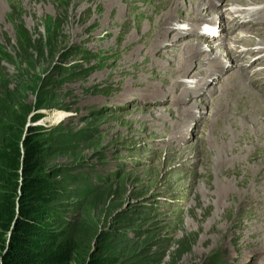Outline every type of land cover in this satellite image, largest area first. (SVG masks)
Returning <instances> with one entry per match:
<instances>
[{
	"label": "rangeland",
	"instance_id": "rangeland-1",
	"mask_svg": "<svg viewBox=\"0 0 264 264\" xmlns=\"http://www.w3.org/2000/svg\"><path fill=\"white\" fill-rule=\"evenodd\" d=\"M190 2L199 8L213 2L222 14L221 30L232 26V17L259 24L225 28L220 42L199 33L201 22L189 12L183 21ZM218 2L177 0V10L165 0H0V89L16 95L22 109L39 105L30 114L39 116L34 123L41 134L85 135L48 162L90 180L97 190L69 199L80 201L72 207L85 235L74 264L97 248L99 257L122 263L264 264V103L247 98L238 85L227 87L219 102L213 91L236 71L248 75L244 85L264 95V64L247 66L256 54H242L264 53V0ZM163 14L168 17L159 19ZM200 14L210 25L218 15L207 9ZM165 24L190 32L182 41L187 47L164 43L167 48L153 56L158 62L167 58L166 65L139 74L122 59L133 39L141 40L139 31L145 35ZM168 37L173 40L172 33ZM194 41H201V49L187 72L168 68L178 65L177 54L191 52ZM207 55H218L219 67L209 66ZM228 55L236 60L232 65ZM221 67H228L221 78L207 82L206 74L198 82L205 95L194 91L181 103L180 92L193 88L195 73ZM173 82L179 98L168 103ZM145 88L160 91L162 100L148 102ZM176 121L184 123L172 136L164 127ZM219 152L224 157L217 162Z\"/></svg>",
	"mask_w": 264,
	"mask_h": 264
},
{
	"label": "trees",
	"instance_id": "trees-1",
	"mask_svg": "<svg viewBox=\"0 0 264 264\" xmlns=\"http://www.w3.org/2000/svg\"><path fill=\"white\" fill-rule=\"evenodd\" d=\"M56 67L62 69L59 62ZM11 93L0 89V264H74L85 235L72 207H80V201L69 199L87 198L97 190L90 180L48 162L85 135L41 134L34 123L39 116L30 114L39 105L22 109ZM101 254L99 248L91 250L82 264H144Z\"/></svg>",
	"mask_w": 264,
	"mask_h": 264
},
{
	"label": "bare ground",
	"instance_id": "bare-ground-1",
	"mask_svg": "<svg viewBox=\"0 0 264 264\" xmlns=\"http://www.w3.org/2000/svg\"><path fill=\"white\" fill-rule=\"evenodd\" d=\"M155 1V0H154ZM160 1H162V0H159V2ZM174 0H165V6L167 5V6H169V7H177V10H178V7L181 9V4L180 5H177V0H175L176 1V3H174L173 2ZM200 1V0H199ZM204 1V0H203ZM216 2H218V0H215ZM230 2H231V0H230ZM191 3V2H190ZM213 2H209V5H206V4H204L205 6H207L208 8H204L203 7V5H202V7L201 8H199V7H196V5L194 4V3H191V7L189 6V8H188V10H187V13L186 14H184V15H182L181 17H182V19H183V21L185 22V21H188L187 20V18H189V15L190 14H192L193 16H194V18L195 19H193L192 21L193 22H197L198 20L201 22V23H205V24H207L206 25V29H208V30H212V28L210 27L211 25L212 26H214V29H215V34L214 35H212L211 36V38H216L218 41L220 40V42H222V40H221V36H222V33H223V31L225 30V26H224V28L221 30V28H220V26L222 25V23L220 22V20H219V18H221V16H222V14L221 13H217V9H214V8H216L215 6H214V3L212 4ZM218 4H219V2H218ZM201 5V4H200ZM185 7V6H184ZM212 7H214V8H212ZM221 7V6H220ZM199 8V9H198ZM159 9V8H158ZM176 9V8H175ZM203 9H207V10H211V12L213 13V15L214 14H218V15H216L215 16V18H214V21H212L211 22V25L209 24V22H207L206 23V21H205V18L204 17H200V16H198L197 14H199V15H201L200 14V11H203ZM174 10V9H173ZM162 11V10H161ZM164 11V10H163ZM168 11H169V9H168ZM199 11V12H198ZM188 12L190 13L189 15H188ZM165 13H168V15L170 14L171 15V13H172V11H169V12H165ZM181 13V12H180ZM202 13V12H201ZM209 14V13H208ZM212 15V16H213ZM161 16V15H160ZM165 16V14H163V16L162 17H158L159 19H162L163 17ZM192 16V17H193ZM166 17H168V16H166ZM165 17V18H166ZM165 18H163V19H165ZM174 21V20H173ZM223 21V20H222ZM227 21V20H226ZM220 23V25L217 27V29H216V24L217 23ZM169 23H171V21H169ZM200 23V24H201ZM229 23L232 25L231 27H229V28H226V30H230L231 29V31L230 32H234L236 29H238V28H245V29H247V28H250V27H253V26H256V25H258L259 23H252L251 21H249V20H247V21H241V22H238V21H236V19L234 18V17H232L231 19H229ZM199 24V25H200ZM155 25V24H154ZM157 25V24H156ZM147 31V30H146ZM170 31V32H169ZM169 32V33H168ZM204 32H205V30L204 29H202V32L201 33H203L204 34ZM168 33V34H167ZM173 34V40H168L169 39V37H168V35L169 34ZM196 33V32H195ZM161 34H163V35H161ZM192 34V33H191ZM190 35V32L188 31V32H184V30H177V31H173V29H171L170 28V26L168 25V24H165V26H164V28L162 29V30H159V29H157L156 27L153 29V30H151V31H147V33L145 34V35H143L142 33H141V31H139L138 32V35H137V37H139V36H141V37H139V38H141V40H137V41H135V39H133L134 40V43H131L130 45V47L128 48V51H127V56L126 57H124V59H122L123 61L125 60V63H127V65L128 66H130V67H132V68H136L135 70H137V72L139 73V74H146V75H148V73L150 74L151 72L153 73V71L154 70H157V68L158 69H160V68H162L164 65H166V59L167 58H163V60H165V61H162V62H158L157 60H156V57H154V56H156V54L157 53H159V52H161L163 49H165V48H167V45L165 46L164 45V43H172V45L174 44V45H179L180 46V48L182 49H185L186 47H187V43L186 42H182V41H184V38L185 37H187V36H189ZM204 36V35H203ZM155 37V38H154ZM138 38V39H139ZM238 37H236L235 36V40L236 41H239V40H241L240 38H238ZM215 39V40H216ZM234 41V40H233ZM131 42V41H130ZM260 42V41H259ZM250 43V42H249ZM200 45H201V41H194V43L192 44V48H191V52H190V50H189V52L186 54H184V53H180L179 52V50L180 49H177V52L178 53H180V54H177L178 56L177 57H175V61H177L178 62V65L175 67V66H169L168 68H170L171 70H175V71H180V72H182L183 73V71H186V69H188V66H189V64H190V62H191V60H192V58H193V56H194V54L196 53V52H198L201 48H200ZM213 49L211 48V50L210 51H212ZM186 51V50H185ZM184 51V52H185ZM214 51V50H213ZM257 51H259V50H256V52ZM183 52V51H182ZM245 52H247L246 54H245ZM254 52V50H248L247 51V49H245V50H243L242 51V54H245V55H251L252 53ZM238 53V52H237ZM240 53V52H239ZM197 54V53H196ZM154 55V56H153ZM139 56H142L141 58H142V60H141V64L139 65V64H137L138 63V61H140L139 59H140V57ZM169 56V55H168ZM167 56V54H166V57H168ZM229 57V59H230V61H231V64L230 65H232V63L234 62V61H236L235 60V58H233L232 56H230V55H228ZM137 57H139V59H137ZM207 58V60H208V65L209 66H211V67H219V63H220V60L218 59V55H214L213 57H210L209 55H207L206 56ZM243 57H244V55H243ZM158 58H160V59H162L161 57H158ZM170 58V57H169ZM172 58V57H171ZM250 59V58H249ZM206 60V61H207ZM262 61V64H264V53H262V54H260L258 57H256L255 59H253V60H249V63H248V65L247 66H250V65H253V64H255L256 65V63L257 62H261ZM140 63V62H139ZM168 64V63H167ZM223 66V65H222ZM125 68V67H124ZM228 68V67H227ZM225 69V68H223V67H221L220 69H213V70H207V71H203V70H201L200 69V71H198L197 73H195L194 74V76H193V79L195 80V82H194V86H193V88H187V86L186 87H184L183 89H182V91L180 92V95H183L185 98L183 99L184 100V102L181 100V103L183 104V103H185L187 100H188V98H190V95L195 91V92H199V93H203V95H205L206 94V92H205V90H204V88L202 87V85H198L199 83L198 82H202V81H200V79L202 78V77H204L206 74L207 75H209V77H208V81L207 82H210V81H214V80H216V79H218L219 77H220V75H221V73H223L225 70H226V73H227V70L228 69ZM230 68V67H229ZM161 70V69H160ZM187 72V71H186ZM258 72H260V71H255L253 74H255V73H258ZM184 76L183 75H180V77H178V76H172L171 78H172V80L174 81V80H176V79H181V78H183ZM221 78V77H220ZM245 78H249L248 77V75L247 74H245V73H243V72H236V71H234V72H232V73H227V75H225V77H224V80H223V85L221 84V86L220 87H218V88H214L213 89V91H214V93H217V98L214 100V101H217V102H219V101H222L223 100V98L225 97L224 95L226 94V88L227 87H232V88H234V86L236 85V87H237V85L239 86V87H243V89L245 90V93H243V94H246V96H247V98H254V97H259L260 98V104H263L264 103V95H262V94H260V93H258V92H256V93H254L251 89H253V87L252 86H250V84L249 85H244V81L242 82V80L243 79H245ZM203 80V79H202ZM247 80V79H246ZM167 81V80H166ZM169 81V80H168ZM134 82V81H133ZM225 82H226V84H225ZM120 83V82H119ZM136 83V82H135ZM227 84H229V85H227ZM138 85V84H137ZM144 85V84H143ZM150 85V84H149ZM153 85V84H152ZM204 85V84H203ZM145 86V85H144ZM155 86V85H154ZM178 84H175L174 82L173 83H171V86L170 87H168V89L170 90V92L168 93L169 94V99L167 100L168 101V103H171V102H175V100H176V98H179L178 96H177V94H175V92H174V90H177V88H178ZM128 87V86H127ZM205 87V86H204ZM157 88V87H156ZM146 90V92H148L149 91V95H150V97H149V101L148 102H155V101H160V100H162V97L160 96V94H161V92L160 91H150V89H147V88H145ZM235 89V88H234ZM204 90V91H203ZM132 93H134V91H131ZM178 92V91H177ZM126 93H128V92H126ZM124 94H125V92H124ZM124 94H123V97H122V100L124 99L125 100V98H124ZM141 95H144V93H140ZM163 94V93H162ZM212 94H213V92H212ZM133 95V94H132ZM136 94L134 93V96H135ZM227 95V94H226ZM168 96V95H167ZM171 96V97H170ZM254 96V97H253ZM182 97V96H181ZM135 98V97H134ZM130 99H132V97L130 98ZM257 99V98H256ZM132 101V100H131ZM134 101V100H133ZM179 101V100H178ZM254 101V100H253ZM128 102V101H127ZM176 102H177V100H176ZM259 102V101H258ZM246 105V104H245ZM258 106H260V105H257V107ZM263 106V105H262ZM237 107V106H236ZM256 107V108H257ZM139 112H141L142 114H145L144 112H143V110L142 111H139ZM242 112V111H241ZM163 112H158V117H160L161 116V114H162ZM138 114V113H137ZM134 115V114H133ZM152 116V115H151ZM157 116H155V117H157ZM164 116V115H163ZM134 118L136 117V116H133ZM183 117V116H182ZM181 117V118H182ZM155 119V118H154ZM183 119V118H182ZM230 120V122H237V121H241V120H238V119H233V118H230L229 119ZM183 121H180V122H175V123H173L171 126H166L165 125V129H166V131L168 132V133H170V134H172V136L174 135V134H178L180 131H181V129H182V125H183ZM162 125H164V124H162ZM231 126V125H230ZM233 127V126H232ZM169 136V135H168ZM171 136V135H170ZM170 146H168V148H169ZM173 149V148H172ZM172 151V150H171ZM217 158H218V160H217V162L218 161H220V160H222L223 159V153L222 152H219L217 155ZM221 171L222 172H225L224 171V169H221ZM102 178V177H101Z\"/></svg>",
	"mask_w": 264,
	"mask_h": 264
}]
</instances>
